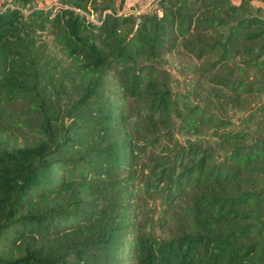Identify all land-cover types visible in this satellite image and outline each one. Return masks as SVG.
Instances as JSON below:
<instances>
[{"label":"trees","instance_id":"trees-1","mask_svg":"<svg viewBox=\"0 0 264 264\" xmlns=\"http://www.w3.org/2000/svg\"><path fill=\"white\" fill-rule=\"evenodd\" d=\"M56 1L0 0V264H264V104L221 132L231 121L208 99L180 106L161 63L178 45L203 62L221 51L185 70L229 88L233 107L264 90V0H162L140 21L120 13L127 0ZM94 10L97 23L81 12ZM44 31L77 94L48 87ZM240 56L239 74L217 77ZM20 100L40 134L11 143L4 111Z\"/></svg>","mask_w":264,"mask_h":264},{"label":"rangeland","instance_id":"rangeland-1","mask_svg":"<svg viewBox=\"0 0 264 264\" xmlns=\"http://www.w3.org/2000/svg\"><path fill=\"white\" fill-rule=\"evenodd\" d=\"M161 1L162 0H127L124 6L121 8L120 13L135 14L139 21L142 20L145 15L154 12H158L161 15L163 13V4ZM43 2L44 5H46V9L51 8V6L54 4L53 0H42V3ZM234 2L239 3V0H234ZM107 3L108 0H92L90 2V7L93 8L94 6H97V8L101 9ZM254 4L256 7L262 8L261 14L264 16V2L256 1ZM115 5L117 9H119L121 7L120 0H116ZM98 11L99 10H94L90 13L84 11L81 12L83 14H86L88 18H90V20L97 23L96 20L101 15V13ZM25 12L29 13L30 11ZM109 12L110 10H105L104 13ZM221 31L226 34L228 32V28H223ZM37 37L46 44V53L51 58H53L51 59L52 61L50 62V64H48V70L50 74L54 75V79H45L48 83V87L51 90L54 89L52 90V92L55 93L57 92V88H60L61 82L63 81L67 87L65 91L66 95L77 94V88L75 87H77L78 81L69 80V70L67 69L69 59L61 53L59 46H57L54 41V37L51 36L48 31H44L43 33L38 32ZM219 52L214 53L212 58L211 56L206 55L207 59L205 62H203L205 58L201 60L196 54L194 55L187 53L181 45H178L171 52H166L162 56L161 63L174 77V82L171 83V87L173 89L175 98H177V100L179 101L180 106L184 105L186 99H190V102L204 103L206 101V104L208 103V99L210 100L208 103L209 108L213 109L214 112L217 111L219 114L223 115L226 119L231 121V125L226 126L225 130H221V132H228L230 130H233L234 132L241 129V120L243 119V117L248 115V112L251 108H257L258 106L264 104V90L259 92L255 91V93L245 96L240 103H236L233 107V101L231 100V103L229 100V96H232L231 90L229 88L212 82L210 74L198 73L197 75H193L188 70H185V68L194 65L207 66L209 64V61L215 60L220 56ZM244 59V57L240 56L236 61L230 62L228 64L229 68H219L221 70L218 71V74H220L217 77H227L229 76V71H234L235 73L239 74V72L243 70L244 65L242 62ZM254 75H258L261 78V76L256 72V69H252L251 71H249L248 78L252 77V79H254ZM196 84L199 85L198 88L201 92L197 98H195L194 96ZM263 84L264 80L260 79L258 84L255 85V88ZM217 93L220 94L219 97L216 95ZM63 102L64 104L67 103L66 100H63ZM261 111H263V109ZM33 116L34 114H32L29 108V104L24 100H20L16 103L6 106L3 116V123L4 127L10 129L9 139L11 143H22L25 137H35L40 134L35 124L30 127V122L34 120ZM257 118L258 124L260 125L261 119L264 120V114L258 115ZM256 128H258V126L254 127V132L252 131V142H255L253 136H255L256 134ZM176 135L184 145L186 142L185 140L189 138L195 139L197 137L196 135H183L179 131L176 133ZM212 135L213 132H211V130H207V133L203 134L202 137L207 140V143L215 142L216 139ZM152 204V200H148L147 206L149 209L151 208ZM0 248L8 252V245H3L0 243Z\"/></svg>","mask_w":264,"mask_h":264},{"label":"built area","instance_id":"built-area-1","mask_svg":"<svg viewBox=\"0 0 264 264\" xmlns=\"http://www.w3.org/2000/svg\"><path fill=\"white\" fill-rule=\"evenodd\" d=\"M55 5H56V8L62 7V5L59 4L58 2H56ZM66 7H68V6H66ZM87 17H88V16H87ZM89 19H90V18H89ZM96 22H97V20H96Z\"/></svg>","mask_w":264,"mask_h":264},{"label":"clouds","instance_id":"clouds-1","mask_svg":"<svg viewBox=\"0 0 264 264\" xmlns=\"http://www.w3.org/2000/svg\"><path fill=\"white\" fill-rule=\"evenodd\" d=\"M69 7V6H68ZM86 15V14H85ZM87 16V15H86ZM98 20V19H97Z\"/></svg>","mask_w":264,"mask_h":264},{"label":"water","instance_id":"water-1","mask_svg":"<svg viewBox=\"0 0 264 264\" xmlns=\"http://www.w3.org/2000/svg\"><path fill=\"white\" fill-rule=\"evenodd\" d=\"M264 19V18H263Z\"/></svg>","mask_w":264,"mask_h":264}]
</instances>
